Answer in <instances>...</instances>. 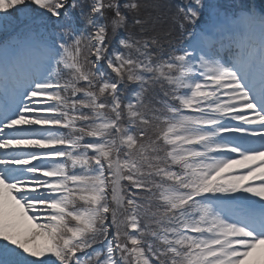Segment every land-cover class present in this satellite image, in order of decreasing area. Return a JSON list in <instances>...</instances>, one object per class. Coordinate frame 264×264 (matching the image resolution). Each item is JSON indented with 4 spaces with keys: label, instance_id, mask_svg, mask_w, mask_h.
<instances>
[{
    "label": "snow or ice",
    "instance_id": "obj_1",
    "mask_svg": "<svg viewBox=\"0 0 264 264\" xmlns=\"http://www.w3.org/2000/svg\"><path fill=\"white\" fill-rule=\"evenodd\" d=\"M0 264H264V0H0Z\"/></svg>",
    "mask_w": 264,
    "mask_h": 264
}]
</instances>
